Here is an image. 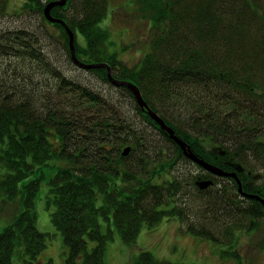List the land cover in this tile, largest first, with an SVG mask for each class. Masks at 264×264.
Segmentation results:
<instances>
[{
	"label": "trees",
	"instance_id": "trees-1",
	"mask_svg": "<svg viewBox=\"0 0 264 264\" xmlns=\"http://www.w3.org/2000/svg\"><path fill=\"white\" fill-rule=\"evenodd\" d=\"M50 1L24 0L21 11L60 30L64 56L36 29H0V164L7 169L0 198L18 203L0 232V264H12L18 248L30 264H55L39 263L51 234L39 230L36 212L42 167L53 159L63 163L49 179L48 203L56 204L51 217L68 248L66 264H105L113 228L103 232L101 218L134 243L144 223L176 217L189 233L228 244L227 254L241 260L237 232L264 221V14L255 0H141L154 32L135 66L108 43V0H68L51 10L75 32L80 60L107 63L115 77L136 84L199 157L237 174L242 192L235 177L189 159L106 68L85 73L108 88L93 86L89 75H69V65L79 66L65 27L44 15ZM183 163L199 171L178 173ZM204 179L212 183L200 188ZM258 245L264 249V236ZM128 264L196 263L142 250Z\"/></svg>",
	"mask_w": 264,
	"mask_h": 264
},
{
	"label": "rangeland",
	"instance_id": "rangeland-1",
	"mask_svg": "<svg viewBox=\"0 0 264 264\" xmlns=\"http://www.w3.org/2000/svg\"><path fill=\"white\" fill-rule=\"evenodd\" d=\"M4 1L0 0V9H7V13L0 15V29H17L24 26L36 29L46 37L54 51L64 56V39L59 29L49 22H42L39 13L22 12L24 0H6L3 8ZM255 4L260 13L264 14V0H255ZM148 16L149 12L142 9L141 0H108L107 16L102 23L110 31L108 43L111 50L119 52L121 59L129 66L138 64L150 48L154 30ZM77 39L81 44H85L84 36L80 32H77ZM67 69L71 76L82 77L81 75L86 74L91 78L93 86L108 88V84L99 80L96 75L85 73L84 68L69 65ZM62 163L60 159H53L47 166L42 167L45 178L36 197L37 226L39 230L48 232L51 236L48 238L47 247L39 255V263L53 260L55 264H66L68 256L64 237L52 222L51 213L56 209V204L48 203L51 196L49 179ZM192 171L198 172L199 169L190 163H183L177 172H183L187 176ZM6 172V167L0 164V178ZM4 199L0 198V232L18 210L17 202H4ZM102 202L100 197L97 203ZM100 223L103 232L108 231L109 226L113 228V238L106 247L105 264H128L136 259L142 250L151 251L157 257L175 263L264 264V249L258 245V241L264 236V221L258 230L241 229L237 232L235 244L241 260L227 254L228 244L189 233L176 217H164L155 225L144 223L134 243L123 239L112 219L109 221L101 218ZM94 245L95 243L89 240V247ZM19 250L18 248L13 254L12 264H30Z\"/></svg>",
	"mask_w": 264,
	"mask_h": 264
},
{
	"label": "water",
	"instance_id": "water-1",
	"mask_svg": "<svg viewBox=\"0 0 264 264\" xmlns=\"http://www.w3.org/2000/svg\"><path fill=\"white\" fill-rule=\"evenodd\" d=\"M67 1L68 0H52V1H50L49 3H47V5L44 8V15L48 21H51L53 23H60L65 27L66 31L69 34V44H70L71 56L73 58L74 63L77 64L79 67L84 68V69H92V68H99V67L106 68L110 81L116 86H123V85L128 86L133 91V93L137 99L138 104L145 111H147L159 123L161 128L163 130H165L174 141H176L179 144V146L182 148L184 154L189 159H191L193 162L197 163L198 165L203 167L206 171H208L214 175L235 177L239 182L240 191L242 192L243 188L241 185V181L238 179L237 174L235 172L224 171L223 169H221V168L213 165L212 163H209L205 159L199 157L192 150L191 146L188 143H186L185 141H183L179 136H177V134L175 133V130L170 125H168L166 123V121L149 106V104L144 99L140 89L138 88V86L136 84H134L133 82H131L129 80L120 79V78L115 77L113 75V72H112L110 65L107 63H86V62H83L82 60H80L78 58L77 53H76V48H75V32L70 28V26L67 24L65 19L54 17L51 13V10L54 6H63L67 3ZM130 149H131L130 146L125 147V149L123 150V155H127L129 153ZM211 183H212L211 179H204V180L198 182L200 188H206ZM248 196L253 197L252 195H248ZM262 201L264 203V199Z\"/></svg>",
	"mask_w": 264,
	"mask_h": 264
}]
</instances>
